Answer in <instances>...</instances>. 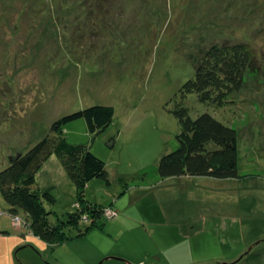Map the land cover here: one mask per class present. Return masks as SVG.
Masks as SVG:
<instances>
[{"label":"rangeland","instance_id":"rangeland-1","mask_svg":"<svg viewBox=\"0 0 264 264\" xmlns=\"http://www.w3.org/2000/svg\"><path fill=\"white\" fill-rule=\"evenodd\" d=\"M237 41L257 70L233 102L207 109L183 96L190 56ZM96 104L114 107L106 129L92 134L78 118L64 135L105 162L109 183L95 178L85 195L116 215L51 248L13 225L0 195V264H90L103 251L95 264H264V0H0V170L53 121ZM176 104L236 129L239 177L158 175L178 146ZM38 171L54 223L76 209V188L55 155ZM163 202L180 214L165 218Z\"/></svg>","mask_w":264,"mask_h":264},{"label":"trees","instance_id":"trees-1","mask_svg":"<svg viewBox=\"0 0 264 264\" xmlns=\"http://www.w3.org/2000/svg\"><path fill=\"white\" fill-rule=\"evenodd\" d=\"M78 6L88 7L84 1ZM199 55L190 56L195 63V73L181 88L182 95L196 93L198 100L207 109L224 107L233 102L232 95L244 83L247 72L257 70L256 56L245 41L210 44ZM171 112L177 118L180 132L178 146L159 158L157 173L161 178L175 176H206L217 179L237 178L238 140L234 127L205 111L191 117L189 108L176 104ZM115 111L112 105H91L52 122L49 132L24 152L10 158L9 164L0 170V195L8 205L10 216H19L22 211V226L38 236L51 248L71 238L82 236L93 228H102L107 217L104 211L111 206H102L85 195L87 183L102 179L109 183L110 173L105 162L87 146L71 144L64 135V125L71 120L83 118L92 134L99 133L112 122ZM55 155L67 176L76 188V209L49 220L44 203H53L55 197L50 188H41L37 172ZM80 222L84 227L80 228ZM76 228L75 234L71 232Z\"/></svg>","mask_w":264,"mask_h":264},{"label":"crops","instance_id":"crops-1","mask_svg":"<svg viewBox=\"0 0 264 264\" xmlns=\"http://www.w3.org/2000/svg\"><path fill=\"white\" fill-rule=\"evenodd\" d=\"M51 158V157H50ZM49 158V159H50ZM48 159V160H49ZM39 172V171H38ZM38 172H37V174H38ZM92 181V180H91ZM91 181H89L88 182V184L91 182ZM162 204H164V202L163 203H161V206H159V207H157L158 209H160V212L163 214V216L165 217V218H170V219H172L174 216H176L177 217V215L178 214H180V213H178L177 212V209H175V210H173V211H169L168 210V207L166 206V205H163V207H162ZM165 204H167L168 205V202H165ZM175 204H178V205H180V204H182V205H184V203L183 202H180V203H178V202H176ZM111 207H113V206H111ZM108 252H101V254L97 257V259L96 260H93L90 264H95L102 256L103 257H105L106 255L105 254H107ZM105 255V256H104ZM9 264H11V263H9Z\"/></svg>","mask_w":264,"mask_h":264},{"label":"built area","instance_id":"built-area-1","mask_svg":"<svg viewBox=\"0 0 264 264\" xmlns=\"http://www.w3.org/2000/svg\"><path fill=\"white\" fill-rule=\"evenodd\" d=\"M104 215L107 218H111L112 216L116 215V211L114 209L107 208L104 211ZM11 218L15 227H19L22 224V219L19 216H11Z\"/></svg>","mask_w":264,"mask_h":264},{"label":"water","instance_id":"water-1","mask_svg":"<svg viewBox=\"0 0 264 264\" xmlns=\"http://www.w3.org/2000/svg\"><path fill=\"white\" fill-rule=\"evenodd\" d=\"M103 260H101L98 264H100Z\"/></svg>","mask_w":264,"mask_h":264}]
</instances>
